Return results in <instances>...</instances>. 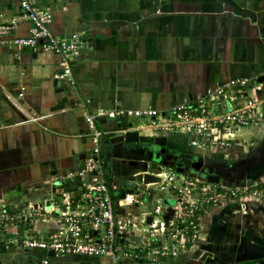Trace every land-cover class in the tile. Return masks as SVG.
I'll return each instance as SVG.
<instances>
[{"label": "crops", "instance_id": "obj_1", "mask_svg": "<svg viewBox=\"0 0 264 264\" xmlns=\"http://www.w3.org/2000/svg\"><path fill=\"white\" fill-rule=\"evenodd\" d=\"M34 1L51 11L53 34L70 37L78 33L86 43L71 62V76L56 78L62 72L60 56L0 42L1 207L35 206L52 199L58 189L71 188L68 181L57 179L83 166L91 146L87 112L163 110L203 95L219 82L237 77L261 80L264 74V0ZM12 17L14 27L1 40L29 35L31 23L19 17L18 0H0V24L9 23ZM32 117L36 119L28 120ZM95 123L104 131L101 155L110 170L111 165L117 170L122 169L120 165L141 167L148 158L156 157L160 144L181 154L190 151L180 142L183 134L155 132L133 116H99ZM125 129L139 135L135 162L110 156L109 134ZM260 129L258 134L257 127H245L234 134L242 144L230 149L235 155L232 159L249 152H259L262 157L264 128ZM109 173L116 186V202L128 188V176L117 177L125 180L124 188ZM155 201L148 197L132 206L131 212L137 215L140 207H154ZM162 208L170 215L168 207ZM114 209L119 215L127 212L116 203ZM201 222L202 243L216 244L218 258L204 264H221L220 255L234 254L237 244L254 236L250 227L255 235L263 233L264 207L257 203L212 207ZM45 225L52 227V223L38 224L40 228ZM245 233L249 237L243 240ZM16 239V232L0 230V264H37L41 254L25 252ZM129 243L118 238L120 246ZM192 253L174 263L187 261ZM237 259L226 264H261ZM106 263L103 257L64 255L49 264Z\"/></svg>", "mask_w": 264, "mask_h": 264}, {"label": "built area", "instance_id": "obj_2", "mask_svg": "<svg viewBox=\"0 0 264 264\" xmlns=\"http://www.w3.org/2000/svg\"><path fill=\"white\" fill-rule=\"evenodd\" d=\"M18 3L19 17L31 23L29 35L6 41L0 39V42L52 52L61 57L62 72L56 74V78L71 76V62L85 45V39L78 33L70 37L56 36L50 29L52 13L49 9L40 7L34 0H18ZM15 21L12 17L9 23L0 24V38L13 29ZM23 89L20 88L18 97L22 96ZM124 115L138 118L141 125L155 132L186 134L189 145L195 148L192 153L199 157H225L230 149L241 146L240 139L234 137L239 129L264 128V74L261 80L237 77L219 82L203 95L163 110L147 107L87 112L85 120L91 146L83 166L57 179L68 181L71 188L53 192L48 209L42 203L0 206V230L16 232L15 241L25 252L40 253L37 264H49L54 257L64 255L103 257L107 258L106 264L128 261L175 264L174 261L187 252L192 253L202 243L201 220L210 208L229 204L245 207L252 203L264 206V176L250 184L228 185L160 165L153 172L161 178V183L141 184L132 193L116 199L118 206L127 208L125 214L119 215L114 209L116 186L110 182L101 155L104 131L97 127L95 120L99 116ZM156 192H166L165 195L175 199L174 205L167 208L170 218L163 211V205L157 203L164 195ZM148 197L156 200L151 210L137 215L131 212L132 206L140 205ZM61 206L65 209L56 212ZM147 215L152 216L150 223L146 222ZM46 223H52V227L38 226ZM124 231L136 232L139 242L118 245V238H122L120 233ZM49 251H53V255Z\"/></svg>", "mask_w": 264, "mask_h": 264}, {"label": "water", "instance_id": "obj_3", "mask_svg": "<svg viewBox=\"0 0 264 264\" xmlns=\"http://www.w3.org/2000/svg\"><path fill=\"white\" fill-rule=\"evenodd\" d=\"M130 126V125H129ZM120 127V125H119ZM121 128V127H120ZM110 138L106 141L108 142L109 146V152L110 156L125 159L129 162H132V160H137L139 156L137 157L136 149L139 145L140 139L137 131L125 129V130H118L115 132H112L109 134ZM116 149L117 151H114ZM149 160H144V162L141 167L137 168L136 171L131 173L128 176V188L124 191H122L121 196H123L125 193H132L134 188L136 186H139L141 184H145L147 182L149 183H161V178L159 176H156L153 171H156L159 169L160 165L163 164L165 166L168 165L167 161L162 162H155L154 159L158 160L157 157H151L148 158ZM149 161V162H148ZM135 162V161H134ZM203 164V160H197L193 161L190 158V154H185V159L183 165H174L175 170L177 172H184L185 167H192L194 170H199L200 167ZM110 165V163H109ZM139 178L136 180V178ZM256 178V177H255ZM254 177H248L244 180H241L239 182H229L220 180L217 174H209L207 176V179L212 182H223L224 184L228 185H244V184H250L254 179ZM157 203L166 206L168 208H171L170 206L174 205L175 199L169 198L167 195H164L163 197H159L157 199ZM42 204L48 209L52 205L51 199H45ZM64 210V206H61L60 208L56 209V212L59 210ZM171 215H169L168 218H170ZM152 219L151 215L146 216V222L150 223ZM120 237L126 238L128 241L138 243L139 242V235L136 232L133 231H124L123 233H120ZM262 240V241H261ZM245 246V255L242 258H238L236 261H246V260H253L256 258L262 257V252L264 249V235L263 236H257L254 235L251 239H249L246 243L243 244ZM217 251L216 244L210 242L207 240L205 243H201L195 251L191 254L189 259L184 262H177V264H204L207 260H212L214 262L215 260H218L217 256H215V253ZM50 255H53V251H49ZM261 264H264V261L261 262Z\"/></svg>", "mask_w": 264, "mask_h": 264}, {"label": "flooded vegetation", "instance_id": "obj_4", "mask_svg": "<svg viewBox=\"0 0 264 264\" xmlns=\"http://www.w3.org/2000/svg\"><path fill=\"white\" fill-rule=\"evenodd\" d=\"M259 149H261V147ZM187 153L190 154V158L192 162L197 161V160H203V164L200 167V169L193 170V172L191 173H194V174L196 173L201 178H205V179H207V176L212 173V174H217L220 180H226V181L228 180L229 182H239L241 180H244L248 175L252 176L254 174L252 169L257 168L260 164L264 163V153L262 154V157L260 158L258 157L259 152H254V153L249 152L246 155H243L242 157H239L237 159H232L231 161H220L218 159L199 157L193 154L192 152H187ZM155 154L159 162L167 161L168 165L169 164L183 165L184 159H185V154H181L180 152L176 150L168 148L164 144H160ZM184 168H187V167L184 166ZM188 168H192V167H188ZM257 173L254 175H257ZM249 232H251L252 235H255L252 227H250ZM247 233H245L244 236H241L243 240L244 238L249 237ZM263 235H264V231L263 233H261V235H257V236H263ZM240 248H241V251L240 253H238V250ZM244 250H245L244 245L238 246L237 244V246H235L234 254L224 253V255L223 254L220 255L221 260L219 261V263L226 264L227 260L235 261L236 258L243 257L245 255V252H243ZM262 261H264V249L262 252V257L256 258L249 262L261 263Z\"/></svg>", "mask_w": 264, "mask_h": 264}, {"label": "rangeland", "instance_id": "obj_5", "mask_svg": "<svg viewBox=\"0 0 264 264\" xmlns=\"http://www.w3.org/2000/svg\"><path fill=\"white\" fill-rule=\"evenodd\" d=\"M259 130L257 131V133L259 134L261 131H262V129H260L259 127H257ZM181 138H180V142L182 143V145L184 146H187L188 148H189V152H194L195 151V148H193L192 146H190L189 145V143H188V136L186 135V134H183V135H181L180 136ZM233 150V149H232ZM233 156H235L234 155V153H232L230 150L228 151V153H227V156H225V157H221V158H217V159H219L220 161H229V160H226L228 157H233ZM155 160V162H159V160H156V159H154ZM216 161H218V160H216ZM122 164V163H121ZM121 166V168L122 169H120V170H117V169H115L114 168V165H111V170L108 168V167H106L107 168V170H108V172H110V171H112V173H113V176H114V181L116 182V183H118V182H120V180H121V183H122V185H121V187H124L125 188V184H127V183H125V184H123V182H125V180L123 181V178H117L118 177V175H120V174H122L123 173V175L122 176H124L125 178L128 176V174L131 172V171H133L134 169H136V166L137 165H132L133 167L132 168H134V169H132V168H130V169H128V168H126V166H122V165H120ZM252 171H253V173L254 174H256L257 172V175H252V176H250V175H248L246 178H248V177H256L254 180H257V181H260V179H261V177H263L264 176V163H262V164H260L257 168H254V169H252ZM111 173H109V175H110ZM139 178L137 177L136 178V180H138ZM156 194L157 195H161V196H163V195H165L166 194V192H156ZM115 200H114V205H115ZM264 207V206H263ZM153 207L151 206V204H150V206L149 207H140V209L143 211V210H151ZM140 209H139V211H138V213H136V214H139L140 213ZM135 212H137V210L135 211ZM136 219H137V217H136ZM240 258H242V257H240ZM254 260V259H253ZM249 261H252V260H246V262H249ZM250 263H252V262H250Z\"/></svg>", "mask_w": 264, "mask_h": 264}]
</instances>
